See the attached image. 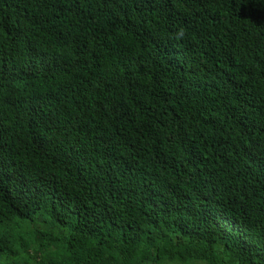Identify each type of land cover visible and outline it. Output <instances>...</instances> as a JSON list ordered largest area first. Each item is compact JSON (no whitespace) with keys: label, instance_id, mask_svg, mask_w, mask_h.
Segmentation results:
<instances>
[{"label":"trees","instance_id":"obj_1","mask_svg":"<svg viewBox=\"0 0 264 264\" xmlns=\"http://www.w3.org/2000/svg\"><path fill=\"white\" fill-rule=\"evenodd\" d=\"M264 264V0H0V264Z\"/></svg>","mask_w":264,"mask_h":264},{"label":"rangeland","instance_id":"obj_2","mask_svg":"<svg viewBox=\"0 0 264 264\" xmlns=\"http://www.w3.org/2000/svg\"><path fill=\"white\" fill-rule=\"evenodd\" d=\"M168 264H180V263L175 261V262H170ZM191 264H207V263L205 261H203V260H198V261H195V262H193Z\"/></svg>","mask_w":264,"mask_h":264}]
</instances>
